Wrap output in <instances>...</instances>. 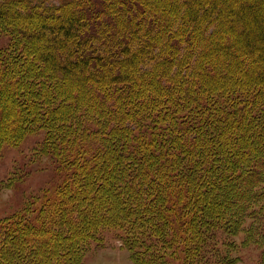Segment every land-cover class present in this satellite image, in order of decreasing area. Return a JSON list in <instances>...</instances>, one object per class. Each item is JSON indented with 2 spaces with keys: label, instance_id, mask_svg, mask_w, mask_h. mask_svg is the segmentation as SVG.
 Instances as JSON below:
<instances>
[{
  "label": "trees",
  "instance_id": "obj_1",
  "mask_svg": "<svg viewBox=\"0 0 264 264\" xmlns=\"http://www.w3.org/2000/svg\"><path fill=\"white\" fill-rule=\"evenodd\" d=\"M0 37V150L42 134L59 179L0 220V264L111 231L135 264H227L217 229L264 213V0H0Z\"/></svg>",
  "mask_w": 264,
  "mask_h": 264
},
{
  "label": "rangeland",
  "instance_id": "obj_2",
  "mask_svg": "<svg viewBox=\"0 0 264 264\" xmlns=\"http://www.w3.org/2000/svg\"><path fill=\"white\" fill-rule=\"evenodd\" d=\"M48 1L56 3L57 0ZM1 42L6 43L7 39L0 37ZM41 139L42 134H39L28 137L17 147L4 146L0 150V220L16 214L28 201L57 184L59 179L51 159L33 153ZM260 216L257 221L245 223L244 229H251L249 237L244 231L228 235L225 225L217 229L214 244L219 249L221 261L225 259L227 264L232 261L234 264H264V247L258 241L262 236L264 244V213ZM118 234L114 231L105 233L99 246L91 244L84 264H135L131 253L121 247ZM211 261L209 264H217V261Z\"/></svg>",
  "mask_w": 264,
  "mask_h": 264
}]
</instances>
